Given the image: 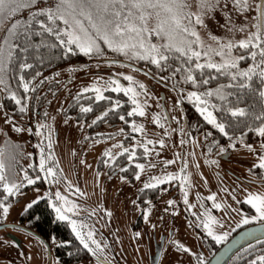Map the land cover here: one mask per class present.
<instances>
[{"label":"snow or ice","instance_id":"6c2138e0","mask_svg":"<svg viewBox=\"0 0 264 264\" xmlns=\"http://www.w3.org/2000/svg\"><path fill=\"white\" fill-rule=\"evenodd\" d=\"M24 10L30 11L28 19L13 20L18 13ZM236 17H242L240 23H237ZM6 19L11 21L6 29L8 36L4 37L3 43L0 44V85H4L6 90L7 83L4 77L10 64L19 60L21 72L33 67L27 62V57L24 54L28 52L26 45L34 25H39L40 33L51 34L59 41L60 45L66 46L68 53H71L75 46L85 55H103L104 49L101 46V42H103L113 52L123 54L129 59L148 60L160 67L161 70L168 66L170 60L178 61L179 66L172 70V75L182 74L183 82L195 89L187 92V99L195 103L197 110L209 124L224 135H228L225 123L220 122L214 115L218 106L211 103V98L215 97L222 102L219 111L223 112L230 120L235 119L237 124L248 126L244 118L260 121L258 126L250 128V130L255 131L260 137H264V107L256 114L247 107L239 106L241 96L246 92L258 94L261 101H264V0H195L194 10L192 0H54V2L49 0V6L45 7H39L38 0H0V25H3ZM221 19L223 23H220ZM60 22L63 23V27L60 26ZM210 23H215L216 27L223 29L226 34L224 36L213 34L209 27ZM202 31L206 34L207 40L201 35ZM236 33L244 35L237 40L235 39ZM153 38H156L157 42L154 43ZM234 51L239 54H234ZM21 56H24L23 60H20ZM248 60L251 63L246 68H242L241 62ZM221 76L227 78V84H219L214 89L204 88L212 80ZM125 79L133 81L131 75L126 76ZM162 79L165 78L162 77ZM19 80L23 82L22 87L25 92L35 90L34 87L30 89L29 82L25 81L24 75H20ZM113 83L116 84L113 91L123 92L125 95L130 94L131 102L135 105L127 115L145 116V108L137 99L140 95L137 89L132 86L121 87L119 81H113ZM138 87L141 90L145 88L143 84H138ZM201 88L204 90L201 91ZM92 90L96 93V99L106 98L101 94L99 87ZM83 91L88 92L89 88H84ZM233 96L236 97L235 105L229 99ZM11 99L17 105H22L24 98H17V93L12 92ZM116 106L119 107V102ZM3 109L4 104L0 103V112ZM26 110L27 105H22L19 109L21 113ZM80 111L87 113L91 112L92 108L81 106ZM104 115L107 116L108 113L105 112ZM3 117L4 122L16 132L32 131L30 128L18 127L14 119L6 112L3 113ZM119 118L125 119L123 115ZM155 122L159 123L158 117L155 118ZM41 127L45 126L41 125ZM132 131L142 132L143 125L137 126L133 122ZM153 143L152 140H146L139 144V147H142L144 154L147 155L150 153L148 145ZM158 143L163 146L164 140L161 139ZM48 147L51 148L50 142ZM114 147H122V145H114ZM246 147L250 151H255L251 145H246ZM261 147L264 149V144ZM43 151L41 148L42 153ZM220 151L225 150L221 148ZM123 154H128L129 161L134 160L137 155L134 149L130 150L127 147H124L123 152L119 153V155ZM105 155L115 160L111 151H106ZM0 157H3L2 149H0ZM166 163L173 164L175 161L170 160ZM144 167V164H136V168L141 171L144 170ZM151 167H155V165H151ZM258 167L264 169V155L260 156ZM39 170L46 175L41 177L37 174L33 179L25 172L24 179L27 184L34 185L38 180L48 179V177L55 179L56 177V172L53 167L47 166V159L43 155L39 163ZM120 170L127 171L125 168ZM183 171L181 169V172ZM9 174L4 160L0 158V187L8 194L4 196L3 200H0V212L4 216L9 212V206L6 204L8 197L20 193L22 187V183L17 184L10 181ZM140 178V174L137 173L135 179L139 180ZM186 179L187 177L182 178L175 174H168L166 178L152 177L151 180H154L155 183H145L144 188H155L157 184H163L166 180ZM77 191L79 190L77 189ZM55 199L57 202L68 203L67 197L62 196L60 192L55 193ZM208 199L214 200L215 196H209ZM184 202L188 204L187 193H185ZM245 202L255 209L256 215L242 216L237 227L240 224H249L251 221L264 223V194L249 193ZM32 203L27 207L31 208ZM168 203L173 204L174 202L168 201ZM52 206L58 219L69 221L84 247L96 254L100 246L92 239L93 232L88 231L85 236L83 229L87 225L80 224L78 226L77 221L72 220L67 214L74 212L77 205L73 203L70 207L65 208L63 204L54 203ZM189 207L193 206L189 205ZM214 207L219 208L220 204H215ZM216 223L218 221L209 215L208 221L203 226L207 229L208 235L219 243L226 240L229 233L215 234L213 225ZM89 240L96 244V249L90 248ZM257 244L261 245V251L264 252V241L257 240ZM177 246L184 252L190 251L182 244ZM252 247L249 245L250 249ZM98 264H105V261L98 260ZM197 264H204L203 259L199 256H197ZM248 264H264V254L255 255L248 261Z\"/></svg>","mask_w":264,"mask_h":264},{"label":"rangeland","instance_id":"374dc122","mask_svg":"<svg viewBox=\"0 0 264 264\" xmlns=\"http://www.w3.org/2000/svg\"><path fill=\"white\" fill-rule=\"evenodd\" d=\"M192 3L194 10L195 0H192ZM236 20L237 23H240L242 17H236ZM220 23H223L222 19ZM60 26L63 27L62 22H60ZM1 27L2 25H0V32ZM209 27L213 34L217 36L226 34L223 29L216 27L215 23H210ZM201 35L207 40V36L203 31ZM243 35V33H236L235 39L239 40ZM4 37H6V33L2 32L0 34V44L3 43ZM153 42H157L156 38H153ZM235 53L237 52L234 51ZM145 61L148 62V60ZM85 62V64L69 63L60 66L56 70L47 73L40 80L35 87V92H32V94L44 97L45 101L42 108H36L35 104L34 108L30 107L26 113L20 115H11L4 109L0 112V149L3 150V157L0 158L4 160L9 170L10 181L17 184L22 183L20 193L10 196L6 201L9 206L8 214L4 216L1 213L6 220L15 221L18 212L30 201L45 194H50L55 198V193L60 192L62 196L67 197L68 203L65 204L63 201H55V203L58 205L63 204L65 208L70 207L73 203L77 205L74 212L67 214L72 220L77 221L78 226L80 224L87 225L83 229L85 236L88 231H92V239L96 242L101 236L115 243L118 240L125 241L126 222L134 212L130 206L133 194L131 184L126 179H121L120 172L106 173V162L100 161L98 157L114 145H121L120 139L114 141V138L117 139V135L123 131H121L120 124L114 126L103 124L101 129H99V126L93 131H86L80 122L60 110L63 94L65 91H75L83 87L90 89L99 87L101 90L104 88L113 89L116 87L113 81H119L121 87H135L140 93L137 99L141 106L145 108L146 113L145 116H140L139 119L141 125H143V131L147 130L148 125H162L155 122V118L161 114V109H164L161 108L162 105L169 116V126L178 125L180 107L177 103L178 99L174 97L171 90L159 86L158 83H154L149 78L142 77L132 70L133 68L142 70V68L129 59L115 57L106 51L99 56L85 55ZM129 75L133 77V81L125 79ZM103 78H107V82H103ZM41 81L43 82L41 83ZM138 84H143L145 88L143 90L139 89ZM187 92L180 91L179 95L185 96ZM0 93L3 94L1 86ZM162 95L166 97V100L162 99L161 103L160 98L162 97L159 98V96ZM35 97L32 96V102ZM185 98L187 99V96ZM37 110H39V114ZM4 112L14 119L18 127L30 128L32 131L16 132L12 130L4 122ZM41 125L45 127L42 128ZM98 131L103 133L102 136H96ZM195 140H197V137ZM49 142L51 148L48 147ZM262 144H264V140L247 144L237 141L236 145H231L229 158L224 163L215 162L212 154L204 156L201 152L197 153L196 156L207 163V166L204 167V163L203 166L198 167L199 160H196L198 165L192 160L188 161L183 177H185V173L190 174L195 176V181L192 184L188 183L185 190L194 189L200 193L206 191L204 193L208 197L215 196V199L208 203L214 201L216 204H220L215 213L209 214L218 221L213 225L214 227L222 228L226 222L227 214L223 211L221 202L227 201L232 208H236V203L232 200L233 196L226 194L227 191L221 185L225 176L224 166L233 171H242L247 180L254 178V180H258L252 185H246L245 193L264 194V169L258 167L260 156L264 155ZM37 145H40V147H37ZM246 145H251L255 151H250ZM41 148L44 150L43 153ZM120 148L122 147H114V150L118 151ZM42 155L47 159V166L53 167L56 177L55 179L48 177V179H42L40 184H38V180L36 184L29 185L24 179L25 172L33 179L37 174L41 177L46 175L39 170ZM218 171L221 172V175ZM202 173L210 176L211 180L203 176ZM235 197L236 199L240 198L239 194H236ZM246 199L247 197L245 201ZM250 207L252 208V210L250 209L251 213L256 214L255 209L249 204L243 206V209H249ZM54 212L57 215L55 209ZM182 230L183 234L186 233L184 229ZM29 233L28 235L32 237V240L21 239V264H59L51 254L52 244L46 245L38 236L35 234L32 236ZM183 236L184 242L178 241L184 247L190 249L191 242L188 240V236L186 234ZM173 250L180 251L173 253V258L176 259L173 264H191L190 251L184 252L183 249H178V246ZM126 252L129 253L127 250Z\"/></svg>","mask_w":264,"mask_h":264},{"label":"flooded vegetation","instance_id":"af4514ba","mask_svg":"<svg viewBox=\"0 0 264 264\" xmlns=\"http://www.w3.org/2000/svg\"><path fill=\"white\" fill-rule=\"evenodd\" d=\"M83 55L84 58L67 62L66 64H85V54L83 53ZM50 71H46L34 79L32 78L29 81L30 89L33 87L35 89L40 80ZM4 79L7 83V90L4 85H0L3 92V94L0 93V103L4 104V110L7 113L11 115L23 114L19 111L22 105H27V110L24 113L30 107L34 108L35 104L36 108H42L45 99L44 97L32 94L35 90L20 92L21 90L24 91L22 87L23 82H20L21 90H19V86L17 87L8 83L6 75ZM103 82H107V78H103ZM84 88H79L75 91H65L60 102V110H63L65 114L80 122L86 131H93V129L99 126V129H101V125L103 124L110 126L120 124V128L123 130L122 133L117 135V139L114 138V141L120 139L122 148L118 151H115L114 147L107 150L113 153L115 160L106 156L105 153L101 154L98 159L106 162V173L120 172V175L131 184L133 195L130 200V206L134 212L126 222L125 241L118 240L113 243L109 239L99 236L97 243L100 247L97 253L94 254L80 242L69 221L58 219L52 206L56 199L50 194H45L27 203L18 212L15 221L6 220L0 212V264H14V260L15 264H21V239L32 240L28 232L32 236L34 234L38 236L46 245L52 244L51 254L59 264H98V260L105 261V264H173V261L176 260L173 258V253L180 252L173 249H176L178 244H182L179 241L184 242V234L188 236V240L191 242L189 246L191 264H197V256L201 257L205 262L207 257L221 242L218 243L212 236H209L207 229L203 226L208 221L209 214L216 212V207H214L216 203L214 201L208 203L211 200L205 194L206 191L200 193L194 189L185 190L188 183L192 184L195 181V176L185 173V177H187L185 181L166 180L163 184H157L155 188H144V184L148 182L155 183L154 180H151L152 177L166 178L168 174H175L183 178L189 160H192L195 164L196 160H199V165L196 164L198 167L203 166L205 163L201 158H197L196 154L199 152L204 156L212 154L215 162L224 163L229 158L231 145H236L237 141L247 144L264 140V138L260 137L256 132H254L251 138L245 134L232 136L229 133L228 135H224V133H221L211 124L207 126H190L185 125L182 120L181 123L179 119L181 118L180 112L182 108L178 93L175 94L180 107L178 125L169 126V116L162 105L161 108L164 109H161V114L157 117L159 118V123L161 122V117H163L167 125L165 124L163 127L159 124L158 126H155L156 124L154 126L148 125L146 131L133 132V122L137 126H140L141 121H139L140 116L138 114L133 116L127 115L135 107L131 102L130 94L119 95L116 91H113L114 88H104L101 90V94L106 98L98 100L95 98V91L89 88L88 92H84ZM12 92L17 93V98L24 97L22 105H17L11 99ZM32 96H36L33 102ZM118 97H125L122 99L124 101H120ZM159 98L161 103L162 99L166 100V97L163 95L159 96ZM117 102H119V107L116 106ZM191 104L196 107L193 101H191ZM81 106L91 107L92 111L87 113L81 112ZM105 112L108 113L107 116L104 115ZM37 113L39 114V110H37ZM121 115L125 117L124 120L119 118ZM97 117H100V119H97ZM93 121H96V123H93ZM207 133H210V135L206 136ZM102 134L101 131L96 132V136H102ZM196 137L197 140H195ZM157 139H163L164 145L161 146ZM146 140L154 142L148 145L150 153L147 155L144 154V149L139 147V144ZM124 147L135 150L137 155L134 160L129 161L127 159L128 154L119 155V153L123 152ZM221 148L225 151L221 152ZM170 160H174L175 163L167 164L166 162ZM136 164H144V170L141 171L136 168ZM151 165H155V167H151ZM207 165L205 163L204 167ZM121 168H125L127 171H121ZM181 169L184 171L181 172ZM223 170L225 176L221 185L227 191L226 194H231L233 197L239 194L241 199L232 198L236 203V208H232L227 201L222 199L224 202H221V205L223 211L227 214L226 222L222 228L213 226V229L215 234L227 232L230 235L236 229L245 225L240 224L237 227L242 216H253L250 211V209L252 210L251 207L243 209V206L247 205L245 198L248 196V193H245V186L252 185V183L258 182V180H254L255 178L247 180L243 176L244 173L242 171H233L225 166ZM137 173L141 177L139 180L135 179ZM218 173L221 175L220 171ZM203 176L211 180L210 176L206 174H203ZM41 181L39 180L38 184ZM238 187L241 188L239 189ZM141 189L143 190L141 191ZM185 193H187L188 204L184 202ZM0 194H2L0 195V200H3L4 196L8 195L2 187H0ZM38 200L44 202L46 210L53 220H59L61 224L63 222L64 235L62 237L54 235L53 232L48 234L47 237L44 236L38 232V223L35 217H28L29 212H24L28 204ZM134 201L135 203H133ZM168 201H173L174 203L169 204ZM189 205L193 207H189ZM252 222L256 221H251L250 223ZM56 226L59 227V224H56ZM182 229L186 233L183 234ZM88 243L90 248L96 249V244H93L91 240Z\"/></svg>","mask_w":264,"mask_h":264},{"label":"trees","instance_id":"16d2710c","mask_svg":"<svg viewBox=\"0 0 264 264\" xmlns=\"http://www.w3.org/2000/svg\"><path fill=\"white\" fill-rule=\"evenodd\" d=\"M39 7H45V5L49 6V0H38ZM54 2V0H52ZM34 10V9H33ZM30 11L24 10L16 15V17L13 18L19 19L21 21H24L29 18ZM11 21L5 20L4 24L2 25L1 34L2 32L6 33V36H8V33L6 31L7 27H9ZM11 39V37H9ZM56 45V46H53ZM28 52L24 54V56L27 57V62L32 64V68L25 69L23 72L19 69V60L14 62V64H10L6 73V77L8 80V83L12 85L19 86V90H21L20 86V80L19 76L24 75L25 81L29 82L32 78L39 76L36 75L39 73L40 75L42 73H45L46 71H50L53 69L58 68L59 66L66 64L67 62H73L80 60L81 58H84V55L82 52H80L75 46H73V51L71 53L67 52V48L64 45H60L59 41H57L51 34L48 33H40L39 25H34L32 29V34L30 35L29 40L27 41ZM101 46L104 49V52H108L111 55H114L115 57L129 59L127 57L122 56L118 53H113L112 50L104 46L103 42H101ZM243 51V50H241ZM239 54V53H235ZM24 56L20 57V60H23ZM131 62L137 64L142 68V70H138L136 68H133L135 72L139 73L142 77L149 78L152 82L158 83L159 86H162L163 88L167 90H171L174 94L180 92L179 89L183 91H192L193 89L190 85L185 84L182 80V74L178 73L175 76L172 75V70L179 66V62L175 60H170L168 62V66H165L163 70H161L160 67L157 65L152 64L151 62H146L143 59L139 58H133L129 59ZM251 63L250 60L248 61H242L240 66L242 68H246ZM144 70V71H143ZM215 75V73H213ZM164 77L165 79H162ZM164 83V84H163ZM228 80L225 77H218V79L212 80L211 83L207 86H204V88H216L219 84H227ZM258 84V82H257ZM204 88H201L200 90L203 91ZM185 89V90H184ZM178 91V92H176ZM25 92V91H20ZM119 95H124L123 92H117ZM164 96V95H163ZM183 97V98H182ZM24 98V97H23ZM120 101H124L125 97H118ZM233 105L236 103V97H230L229 98ZM24 100V99H23ZM22 100V102H23ZM179 101L181 103L182 111L180 112L181 118L179 121L182 123L184 122L185 125L190 126H207L210 125L205 119L204 116L200 114V112L197 110L196 107H194L193 104H191V101L185 98V96H180ZM211 103L217 104V109L214 111V115L217 116L218 120L220 122L225 123L226 131L230 135H237L241 136L245 134L247 137L253 136L255 131H251L250 128H254L259 125L260 121H255L251 118H244L246 119V124L248 126H245V124H237L235 119H229L223 112L219 111V106L222 103L219 101L218 98H211ZM241 107H247L250 109V111L255 112L258 114L262 107H264V101H261L258 94L252 93V92H246L241 96ZM212 110V109H209ZM182 120V121H181ZM162 125H167L165 123L163 117H161ZM251 133V134H250ZM248 138L249 140H252ZM264 138V137H262ZM32 208V209H31ZM24 209V212H29L28 217H35L37 223H38V232L43 234L44 236H48L51 232L54 233V235L62 237L64 235L63 230V222L62 224L59 223V220H53L51 215L47 212V208L42 200L35 201V203H32V207ZM31 212V213H30ZM56 224H59V227L56 226ZM264 241V238L258 239ZM249 245H252L253 247L250 249ZM248 249V251H245ZM264 254V252L261 251V245L257 244V240L244 245L243 247L239 248L228 260L225 264H248V261L254 258L255 255Z\"/></svg>","mask_w":264,"mask_h":264},{"label":"water","instance_id":"95a60500","mask_svg":"<svg viewBox=\"0 0 264 264\" xmlns=\"http://www.w3.org/2000/svg\"><path fill=\"white\" fill-rule=\"evenodd\" d=\"M261 238H264V223L256 221L246 224L221 242L207 257L204 264H225L239 248Z\"/></svg>","mask_w":264,"mask_h":264}]
</instances>
